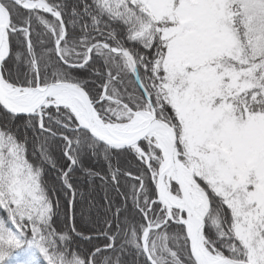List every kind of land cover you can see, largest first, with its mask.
<instances>
[{
    "label": "snow or ice",
    "instance_id": "6c2138e0",
    "mask_svg": "<svg viewBox=\"0 0 264 264\" xmlns=\"http://www.w3.org/2000/svg\"><path fill=\"white\" fill-rule=\"evenodd\" d=\"M0 264H264V0H0Z\"/></svg>",
    "mask_w": 264,
    "mask_h": 264
}]
</instances>
